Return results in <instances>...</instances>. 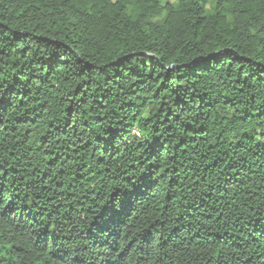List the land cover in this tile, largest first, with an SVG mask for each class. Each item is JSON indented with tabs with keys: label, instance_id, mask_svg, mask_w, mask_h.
<instances>
[{
	"label": "trees",
	"instance_id": "16d2710c",
	"mask_svg": "<svg viewBox=\"0 0 264 264\" xmlns=\"http://www.w3.org/2000/svg\"><path fill=\"white\" fill-rule=\"evenodd\" d=\"M0 264H264V0H0Z\"/></svg>",
	"mask_w": 264,
	"mask_h": 264
}]
</instances>
